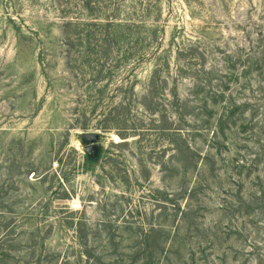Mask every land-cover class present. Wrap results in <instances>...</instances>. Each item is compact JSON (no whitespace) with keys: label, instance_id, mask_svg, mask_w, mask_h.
<instances>
[{"label":"rangeland","instance_id":"obj_1","mask_svg":"<svg viewBox=\"0 0 264 264\" xmlns=\"http://www.w3.org/2000/svg\"><path fill=\"white\" fill-rule=\"evenodd\" d=\"M0 264H264V0H0Z\"/></svg>","mask_w":264,"mask_h":264},{"label":"water","instance_id":"obj_2","mask_svg":"<svg viewBox=\"0 0 264 264\" xmlns=\"http://www.w3.org/2000/svg\"><path fill=\"white\" fill-rule=\"evenodd\" d=\"M83 147L85 152H89L93 148H97L104 134L99 132H79L76 136Z\"/></svg>","mask_w":264,"mask_h":264},{"label":"bare ground","instance_id":"obj_3","mask_svg":"<svg viewBox=\"0 0 264 264\" xmlns=\"http://www.w3.org/2000/svg\"><path fill=\"white\" fill-rule=\"evenodd\" d=\"M113 135V134H112ZM115 136V135H114ZM114 136H113V138H114ZM107 136H105L104 138H106ZM76 139L79 141V146H82L81 145V142H80V140L76 137ZM110 139V138H109ZM121 141V140H120ZM83 148V147H82Z\"/></svg>","mask_w":264,"mask_h":264},{"label":"trees","instance_id":"obj_4","mask_svg":"<svg viewBox=\"0 0 264 264\" xmlns=\"http://www.w3.org/2000/svg\"><path fill=\"white\" fill-rule=\"evenodd\" d=\"M90 159V161L93 163V162H95V160H96V158L95 157H91V158H89Z\"/></svg>","mask_w":264,"mask_h":264}]
</instances>
